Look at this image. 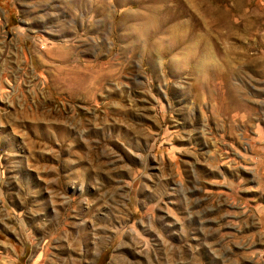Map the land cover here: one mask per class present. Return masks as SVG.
Returning <instances> with one entry per match:
<instances>
[{"label":"rangeland","instance_id":"1","mask_svg":"<svg viewBox=\"0 0 264 264\" xmlns=\"http://www.w3.org/2000/svg\"><path fill=\"white\" fill-rule=\"evenodd\" d=\"M0 264H264V0H0Z\"/></svg>","mask_w":264,"mask_h":264},{"label":"bare ground","instance_id":"2","mask_svg":"<svg viewBox=\"0 0 264 264\" xmlns=\"http://www.w3.org/2000/svg\"><path fill=\"white\" fill-rule=\"evenodd\" d=\"M205 27H207V26H205ZM208 30H210L209 28H208ZM207 33H208V31H207ZM194 34V36H197V35H200V34H197V33H193ZM206 38V37H205ZM208 40H206V42H207ZM210 42V41H209ZM203 43V42H202ZM206 45V44H205ZM205 48V47H204ZM207 48V47H206ZM209 51V50H208ZM204 90V89H203ZM80 242V241H79ZM103 243V242H102ZM83 245H84V243H83ZM148 256V255H147Z\"/></svg>","mask_w":264,"mask_h":264}]
</instances>
